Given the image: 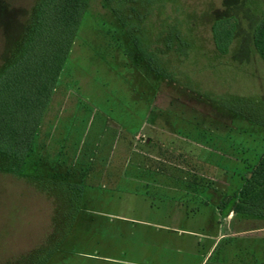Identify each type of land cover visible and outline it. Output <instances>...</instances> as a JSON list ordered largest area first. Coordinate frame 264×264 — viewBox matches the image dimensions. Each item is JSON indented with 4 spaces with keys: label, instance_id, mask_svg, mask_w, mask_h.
Listing matches in <instances>:
<instances>
[{
    "label": "rangeland",
    "instance_id": "rangeland-1",
    "mask_svg": "<svg viewBox=\"0 0 264 264\" xmlns=\"http://www.w3.org/2000/svg\"><path fill=\"white\" fill-rule=\"evenodd\" d=\"M40 1L0 0V71ZM85 1L25 173L0 159V264H264V221L220 210L264 153V0Z\"/></svg>",
    "mask_w": 264,
    "mask_h": 264
},
{
    "label": "trees",
    "instance_id": "trees-1",
    "mask_svg": "<svg viewBox=\"0 0 264 264\" xmlns=\"http://www.w3.org/2000/svg\"><path fill=\"white\" fill-rule=\"evenodd\" d=\"M85 11V0H41L19 54L0 71L2 171L17 176L25 173ZM236 29L234 18L213 23V42L220 54L229 53ZM252 44L264 62V13L253 30ZM221 203L225 217L234 214L264 221V153L244 178L238 194ZM49 254L37 255L27 264H46Z\"/></svg>",
    "mask_w": 264,
    "mask_h": 264
}]
</instances>
